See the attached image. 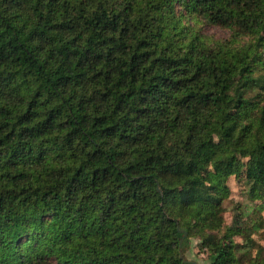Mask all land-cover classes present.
Returning <instances> with one entry per match:
<instances>
[{"label":"trees","instance_id":"trees-1","mask_svg":"<svg viewBox=\"0 0 264 264\" xmlns=\"http://www.w3.org/2000/svg\"><path fill=\"white\" fill-rule=\"evenodd\" d=\"M193 242L264 264V0H0V264Z\"/></svg>","mask_w":264,"mask_h":264},{"label":"rangeland","instance_id":"rangeland-1","mask_svg":"<svg viewBox=\"0 0 264 264\" xmlns=\"http://www.w3.org/2000/svg\"><path fill=\"white\" fill-rule=\"evenodd\" d=\"M212 33H215L216 35H221L222 33L220 32V31H218V30H212ZM230 188H231V190H232V192H233V196L234 197H236L237 199H240L239 198V188H238V185H237V183L235 182V180H231L230 181ZM194 243L195 242H193V244H192V248H191V250L187 253V258L189 257V259H193V260H198V262H200V264H209V262H208V260H207V254H201V255H199V256H197V255H195L194 254V250H193V248H194ZM194 255H195V257H194Z\"/></svg>","mask_w":264,"mask_h":264},{"label":"crops","instance_id":"crops-1","mask_svg":"<svg viewBox=\"0 0 264 264\" xmlns=\"http://www.w3.org/2000/svg\"><path fill=\"white\" fill-rule=\"evenodd\" d=\"M194 257H195V255H194ZM190 260L195 261L196 263L200 264V262H198V260H193V259H190Z\"/></svg>","mask_w":264,"mask_h":264}]
</instances>
